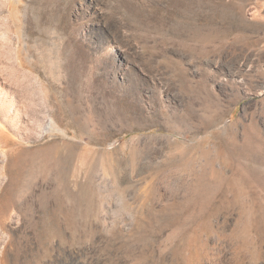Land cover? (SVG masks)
I'll return each instance as SVG.
<instances>
[{"label": "rangeland", "instance_id": "obj_1", "mask_svg": "<svg viewBox=\"0 0 264 264\" xmlns=\"http://www.w3.org/2000/svg\"><path fill=\"white\" fill-rule=\"evenodd\" d=\"M0 264H264V0H0Z\"/></svg>", "mask_w": 264, "mask_h": 264}, {"label": "bare ground", "instance_id": "obj_2", "mask_svg": "<svg viewBox=\"0 0 264 264\" xmlns=\"http://www.w3.org/2000/svg\"><path fill=\"white\" fill-rule=\"evenodd\" d=\"M38 150H40V149H38ZM26 152V151H25ZM28 152V151H27Z\"/></svg>", "mask_w": 264, "mask_h": 264}]
</instances>
